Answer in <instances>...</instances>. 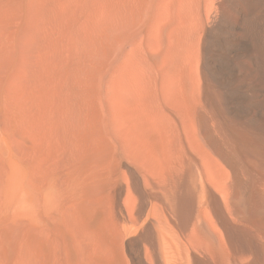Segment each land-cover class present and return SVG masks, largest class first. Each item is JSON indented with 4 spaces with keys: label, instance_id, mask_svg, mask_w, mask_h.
<instances>
[{
    "label": "bare ground",
    "instance_id": "1",
    "mask_svg": "<svg viewBox=\"0 0 264 264\" xmlns=\"http://www.w3.org/2000/svg\"><path fill=\"white\" fill-rule=\"evenodd\" d=\"M110 8L99 189L63 170L55 95L0 94V264H264V0ZM21 176L54 212L10 213Z\"/></svg>",
    "mask_w": 264,
    "mask_h": 264
},
{
    "label": "rangeland",
    "instance_id": "2",
    "mask_svg": "<svg viewBox=\"0 0 264 264\" xmlns=\"http://www.w3.org/2000/svg\"><path fill=\"white\" fill-rule=\"evenodd\" d=\"M110 7L112 0H0V94L55 95L63 170L93 172L97 189L111 151ZM29 115L41 122L45 111Z\"/></svg>",
    "mask_w": 264,
    "mask_h": 264
},
{
    "label": "clouds",
    "instance_id": "3",
    "mask_svg": "<svg viewBox=\"0 0 264 264\" xmlns=\"http://www.w3.org/2000/svg\"><path fill=\"white\" fill-rule=\"evenodd\" d=\"M58 193L53 184H49L35 200L27 178L21 176L9 189V211L12 215L23 219L37 220L41 210L54 212L56 210Z\"/></svg>",
    "mask_w": 264,
    "mask_h": 264
}]
</instances>
